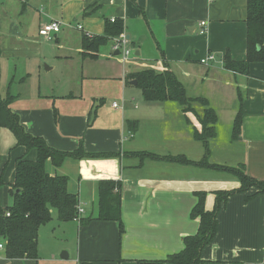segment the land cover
<instances>
[{"label":"crops","instance_id":"obj_1","mask_svg":"<svg viewBox=\"0 0 264 264\" xmlns=\"http://www.w3.org/2000/svg\"><path fill=\"white\" fill-rule=\"evenodd\" d=\"M112 18L124 21L123 34L136 49L135 58L123 62L113 49L115 38L100 47L97 57L83 56V35H102ZM246 18L247 0H0V91L11 92L16 60L22 59L27 75L39 78L37 86L24 83L27 92L15 94L11 104L25 128L59 150L82 145L88 152L119 154L67 157L59 166L48 160L47 172L68 177V191L84 210L81 218L92 219L64 222L56 212L54 224L39 229L37 259H10L3 250L0 264H64L65 259L70 264H172L168 256L181 251L184 237L199 228L200 219L191 217L196 193L205 192V208L213 210L217 191L240 187L229 172L130 155L145 151L199 161L205 154L203 142L194 137L202 130L205 106L192 101L193 110L185 112L177 101H147L128 80V74L142 69L172 70L190 97L206 98L216 111L210 163H243L247 174L264 180V62L251 63L249 75L224 67L228 52L235 60L247 56ZM52 20L62 27L48 41L39 29ZM149 42L156 46L148 56ZM208 55L213 60L203 63ZM60 69L63 81L52 75ZM3 71L9 79L6 92ZM101 82L107 89L120 82V101L105 96ZM239 93L244 117L235 139ZM20 158L35 160L37 150L19 145L14 133L2 128V207L13 203L10 189ZM106 179L122 182L121 238L117 221L96 219L99 182ZM255 191L235 192L222 204L217 235L203 248L201 264H264V193L246 199ZM69 235L72 245L65 243Z\"/></svg>","mask_w":264,"mask_h":264},{"label":"trees","instance_id":"obj_2","mask_svg":"<svg viewBox=\"0 0 264 264\" xmlns=\"http://www.w3.org/2000/svg\"><path fill=\"white\" fill-rule=\"evenodd\" d=\"M247 56L243 60H235L228 52L224 58V67L240 74L249 75L251 63L264 62V0H247ZM124 21L120 18L107 19L105 31L102 35H83V56L97 57L102 45L118 37L124 32ZM128 80H137V86L142 89L147 101L173 100L184 106V111L193 110L192 101H199L205 106L203 116H200L202 130H195L194 137L202 141L205 147L204 157L191 160L185 155H158L150 152H133L132 156L142 160L149 157L155 160L170 161L201 167L213 168L229 172L240 180V187L235 190H221L216 192V205L213 210L205 208V192H197L198 201L191 211L192 218H199L197 232L184 237V248L172 255L167 261L172 264H201L202 250L210 244L218 232L217 214L229 195L235 192H247L255 189V193L247 196L250 200L256 194L264 193V180L250 176L246 172L245 164L237 166L216 164L209 162V142L215 137V125L218 120L216 111L209 105L206 98L190 97L184 84L176 74L166 69L157 71L152 68L128 74ZM16 95L9 90L3 95L0 91V130L9 128L17 138L19 145L27 149L35 148L37 158L29 160L20 158L16 163L15 181L10 192L13 203L8 207L0 205V234L6 239V256L10 259L31 258L39 256V229L53 219L52 210L56 209L58 218L62 221L75 219L78 211L79 199L76 194L68 191V177L52 175L46 170V162L51 160L54 165H61L67 157L94 158L119 156L118 153L88 152L82 145L72 151L59 150L42 136L30 133L21 122L20 115L12 109V102ZM243 98L239 93V108L233 123V138L241 134L243 123ZM136 122H132L134 124ZM131 130L135 127L131 125ZM4 184L0 175V187ZM19 190V191H18ZM122 182L119 180H101L99 182V209L96 219L117 221L119 223L120 238L125 232L122 220ZM6 211L10 215H6ZM92 218H81V224Z\"/></svg>","mask_w":264,"mask_h":264},{"label":"rangeland","instance_id":"obj_3","mask_svg":"<svg viewBox=\"0 0 264 264\" xmlns=\"http://www.w3.org/2000/svg\"><path fill=\"white\" fill-rule=\"evenodd\" d=\"M160 43H162V42L160 41ZM155 46L156 45H155L154 42H149L148 43V48H147V46L145 47V54H147L149 56V54L151 53V50H153L155 48ZM135 50L133 49V47H131V57L135 56ZM133 58H135V57H133ZM148 58L151 59V57H148ZM15 64H16V69H15V74L14 75L16 76V79H15V82L11 84L12 89L10 88L11 89V92L13 91L12 93H14V95L15 94H18V93H25V92H27V89H28V86L27 85H30V87L39 85V78H38V76H36L35 74H33V75H27L24 72L25 66H24V63L22 62V59L16 60ZM45 68H46V65L43 64V69H45ZM65 71H66V68H65ZM65 71L63 69H60L57 72L55 71L52 75L54 76V75L58 74L59 77H57V78L58 79H61L63 81V80L66 79V77L64 78ZM22 76L25 77V78H27V79H25L24 81H22L21 80ZM6 80L8 81L9 79L7 78L6 72L3 71V76H2V80H1V82H2L1 89L4 92H6L5 86L8 85V83H7ZM55 81H60V80H55ZM24 83H27V85H25ZM100 84L103 85V86H101V88H99V89L102 92H104L105 96L106 95L107 96H110L111 95V96H114V99H117V100L120 101V98H121V96H120V94H121V83L120 82H117V84H112L111 85V88H108V89L104 86L103 82H101ZM3 94L5 95L6 93H3ZM52 211H53L52 213L54 215H56V209H53ZM64 222H66V221H64ZM52 224H54L53 221L50 222V225H52ZM68 237L69 238H68L67 242H65V243L68 244V245H72V242L74 240L71 238V235H69ZM59 244L62 245V244H64V242L63 243H59ZM64 250L65 251H69L67 248H63V249H61V252L64 251ZM63 262H64V264H70L71 263V261H69L68 259L63 260Z\"/></svg>","mask_w":264,"mask_h":264},{"label":"built area","instance_id":"obj_4","mask_svg":"<svg viewBox=\"0 0 264 264\" xmlns=\"http://www.w3.org/2000/svg\"><path fill=\"white\" fill-rule=\"evenodd\" d=\"M115 18H112V21H114ZM203 26L206 25L205 21H202L201 23ZM62 23L58 20H52L50 22L44 23L40 29H39V34L45 39V40H53V35L56 34L61 30ZM78 28L82 29V26L79 24ZM205 29L202 30L204 33ZM89 35H92L90 33H87ZM113 49L119 51V56L123 62H130L132 59L131 57V47L129 45V42L125 35L122 33L118 37L115 38ZM214 56L213 55H208L206 58L202 59L201 61L203 63H208V61L213 60ZM116 106L117 104L114 103ZM83 208L78 205V211L77 215L75 217L76 220H80L81 214L83 213ZM6 215L9 216L10 212L6 211ZM6 249V239L2 237L0 234V251H3Z\"/></svg>","mask_w":264,"mask_h":264},{"label":"water","instance_id":"obj_5","mask_svg":"<svg viewBox=\"0 0 264 264\" xmlns=\"http://www.w3.org/2000/svg\"><path fill=\"white\" fill-rule=\"evenodd\" d=\"M118 53H119V51H118ZM132 83H133V84H137V80H133ZM18 191H19V190H18ZM63 255H64V254H62V256H63ZM66 256H67V253H66Z\"/></svg>","mask_w":264,"mask_h":264}]
</instances>
